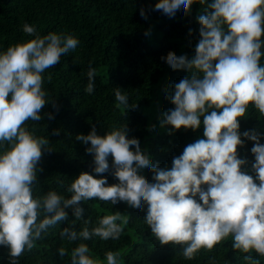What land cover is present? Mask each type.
<instances>
[{
	"label": "clouds",
	"instance_id": "1",
	"mask_svg": "<svg viewBox=\"0 0 264 264\" xmlns=\"http://www.w3.org/2000/svg\"><path fill=\"white\" fill-rule=\"evenodd\" d=\"M194 2L159 0L154 10L174 17L181 8L188 14ZM199 3L205 5L206 14L198 17L201 39L195 56L189 60L170 51L162 57L172 69L192 72L174 85L171 102L175 108L164 114L162 123L175 130H195L203 117L205 138L187 145L169 170L152 167L139 140L127 139L124 129L113 128L100 136L93 127L88 135L76 139L90 142L86 151L94 154L97 174L109 172L108 157H113L112 174L119 183L108 185L106 178L83 172L67 187L70 198L56 191L42 197L33 195L36 166L48 140L29 131L26 123L41 119L47 96L43 74L58 64L62 55L75 50L79 40L57 32L41 36L34 25L25 23L22 31L34 38L10 44L0 52V245L10 249L12 264L25 251L31 252L49 229L67 220L65 209L72 208L80 220L84 211L80 202L96 199L112 204L124 201L137 209L146 205L144 222L153 236L161 245H179L186 260L231 237L233 249L245 254L249 264H260L252 254L264 257V144L255 130L243 133L255 141L251 148L255 178L242 170L248 162L238 158L237 147L243 144L239 118L249 106L264 116V66L260 64L264 0ZM140 15L147 19L143 8ZM96 74L90 64L88 94L94 91ZM115 99L117 107H129L128 96L119 89ZM130 146H135V151ZM150 167L154 183L138 175V170ZM89 223L85 220L80 231L64 228L60 233L69 243L80 241L71 251V264H102L89 254L83 241L93 236L102 241L119 240L128 217L116 212L99 218L91 228ZM58 251L61 257L67 254L63 247ZM104 256L107 264H120L119 251H107Z\"/></svg>",
	"mask_w": 264,
	"mask_h": 264
},
{
	"label": "trees",
	"instance_id": "2",
	"mask_svg": "<svg viewBox=\"0 0 264 264\" xmlns=\"http://www.w3.org/2000/svg\"><path fill=\"white\" fill-rule=\"evenodd\" d=\"M158 2L0 0V52L6 51L10 44L34 38L22 31L25 23L34 25L41 36L57 32L72 34L79 40L75 50L62 55L60 62L43 74L47 96L40 111L41 119L26 123L29 131L48 140L36 166L32 186L35 197L56 191L70 198L72 194L67 192V187L83 172L97 179L106 178L108 185L119 183L112 174L113 157H108L109 172L97 174L94 154L86 151L91 147L90 142L85 144L76 139L77 135H88L93 127L100 136L113 128L124 129L127 139L139 140L140 149L149 157L152 167L169 170L173 159L179 157L187 145L205 138L203 117L195 130L184 127L175 130L162 123L164 114L175 108L171 102L174 85L192 75L186 68L172 69L162 57L170 51L185 55L189 60L195 56L201 39L198 17L206 14L205 5L196 0L188 14L181 8L174 17H169L154 10ZM141 8L147 19L141 17ZM261 40L264 41V35ZM261 52L264 53V47ZM90 64L97 72L92 94L85 92ZM260 64L264 66V55ZM116 89L128 96V108L117 107ZM239 125L243 144L237 147L238 158L247 160L242 170L255 178L252 171L255 156L251 152L255 141L245 138L243 133L255 130L259 142L264 144V116L250 105L246 115L239 118ZM54 131L59 134L54 135ZM130 147L135 151V146ZM138 175L150 183L155 182L151 167L138 170ZM196 199L199 201L198 196ZM79 206L84 209L80 220H76L72 208L65 209L67 220L49 229L31 252L25 251L16 258V264H71V251L80 241L69 243L61 237V231L64 228L80 231L85 220L90 221L91 228L99 218L116 212L128 217L119 240L102 241L93 236L83 241L90 249L89 254L102 264H107L104 256L107 251H119L120 264H249L244 259L245 254L233 249L231 237L211 251L201 249L192 260L184 259L179 245H161L153 236L144 222L147 206L143 203L137 209L124 201L112 204L96 199L81 201ZM61 247L67 251L63 257L58 251ZM252 255L264 264V257ZM12 259L10 249L0 245V264H12Z\"/></svg>",
	"mask_w": 264,
	"mask_h": 264
}]
</instances>
